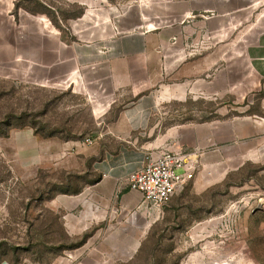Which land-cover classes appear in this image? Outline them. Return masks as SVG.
<instances>
[{
    "label": "crops",
    "instance_id": "0c3cea01",
    "mask_svg": "<svg viewBox=\"0 0 264 264\" xmlns=\"http://www.w3.org/2000/svg\"><path fill=\"white\" fill-rule=\"evenodd\" d=\"M196 2L177 0V9L167 13L171 19L158 28L151 17L123 27L115 17L85 12L81 20L96 23L97 29L83 39L60 30L43 33L36 26L23 47L35 81L83 94L97 121L91 145L44 138L30 129L6 143L20 168L35 174L47 166L74 168L78 155L83 164L90 161L96 179L52 202L68 233L103 229L117 193L122 209H143L141 193L130 190L125 179L166 148L201 154L202 166L191 181L199 191L236 170L264 169V15L251 29L248 10L239 1L225 5L220 15L212 14L217 4L201 10ZM234 23L240 28L231 35ZM204 27L216 31L219 40L198 51L190 45ZM72 251L68 262L82 250Z\"/></svg>",
    "mask_w": 264,
    "mask_h": 264
},
{
    "label": "rangeland",
    "instance_id": "374dc122",
    "mask_svg": "<svg viewBox=\"0 0 264 264\" xmlns=\"http://www.w3.org/2000/svg\"><path fill=\"white\" fill-rule=\"evenodd\" d=\"M236 2L248 10L252 29L264 15V0L196 3L201 10L215 3L218 9L212 14L220 15L225 5ZM177 7V0H0V264L55 260L59 264H216L228 258L231 264H264V169L236 170L200 191L190 182L152 216L140 208L122 209L117 193L103 229L70 234L52 202L57 195L74 194L96 179L90 161L83 164L78 155L74 168L47 166L35 174L33 169L20 168L17 154L6 147L27 129L66 141L97 138V121L83 94L35 81L33 63L23 47L36 26L43 33L60 30L83 39L97 29L96 23L81 20L85 12L93 18L115 17L123 27L145 24L151 17L152 27L158 28L167 24L168 11ZM127 17L135 23L129 25ZM239 28V23L232 24L231 35ZM201 32L190 45L198 51L219 40L216 31L204 27ZM77 248L82 250L80 256L68 262Z\"/></svg>",
    "mask_w": 264,
    "mask_h": 264
},
{
    "label": "built area",
    "instance_id": "2783aa9c",
    "mask_svg": "<svg viewBox=\"0 0 264 264\" xmlns=\"http://www.w3.org/2000/svg\"><path fill=\"white\" fill-rule=\"evenodd\" d=\"M176 41L175 38L174 42ZM94 142L93 137L85 138L88 145ZM200 157L201 154L197 150L166 148L157 158L147 157L145 165L130 174L125 183L130 190L141 193L143 210L151 216L154 213L160 214L195 178L202 166Z\"/></svg>",
    "mask_w": 264,
    "mask_h": 264
},
{
    "label": "bare ground",
    "instance_id": "6f19581e",
    "mask_svg": "<svg viewBox=\"0 0 264 264\" xmlns=\"http://www.w3.org/2000/svg\"><path fill=\"white\" fill-rule=\"evenodd\" d=\"M231 259H227V260H225V261H223L222 263L221 262H218V263H216V264H231Z\"/></svg>",
    "mask_w": 264,
    "mask_h": 264
},
{
    "label": "trees",
    "instance_id": "16d2710c",
    "mask_svg": "<svg viewBox=\"0 0 264 264\" xmlns=\"http://www.w3.org/2000/svg\"><path fill=\"white\" fill-rule=\"evenodd\" d=\"M81 191V190H80ZM80 191H77V192H75L74 194H77V193H79Z\"/></svg>",
    "mask_w": 264,
    "mask_h": 264
},
{
    "label": "water",
    "instance_id": "95a60500",
    "mask_svg": "<svg viewBox=\"0 0 264 264\" xmlns=\"http://www.w3.org/2000/svg\"><path fill=\"white\" fill-rule=\"evenodd\" d=\"M258 209L254 210V211H257Z\"/></svg>",
    "mask_w": 264,
    "mask_h": 264
}]
</instances>
